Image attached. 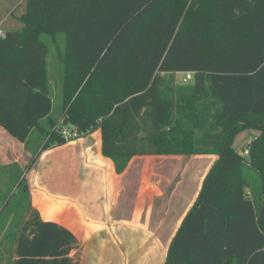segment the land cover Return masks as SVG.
<instances>
[{
    "label": "trees",
    "instance_id": "obj_1",
    "mask_svg": "<svg viewBox=\"0 0 264 264\" xmlns=\"http://www.w3.org/2000/svg\"><path fill=\"white\" fill-rule=\"evenodd\" d=\"M21 2L19 26L0 38V128L30 153L25 171L66 142L62 127L99 130L116 173L135 156L214 150L165 264H264V0ZM176 73L191 80L182 85ZM244 127L258 132L247 161L231 145Z\"/></svg>",
    "mask_w": 264,
    "mask_h": 264
},
{
    "label": "crops",
    "instance_id": "obj_2",
    "mask_svg": "<svg viewBox=\"0 0 264 264\" xmlns=\"http://www.w3.org/2000/svg\"><path fill=\"white\" fill-rule=\"evenodd\" d=\"M177 75L185 76L176 73L177 82ZM48 156L49 166L42 163ZM30 157L0 128V170H15L9 175L11 182L19 172L25 173L30 193V209L13 236L8 264H133L144 254L143 247L134 248V240L123 239L117 224L107 221V203L117 193L120 175L101 153L99 130L46 148L25 171ZM114 209L119 215L117 203Z\"/></svg>",
    "mask_w": 264,
    "mask_h": 264
},
{
    "label": "rangeland",
    "instance_id": "obj_3",
    "mask_svg": "<svg viewBox=\"0 0 264 264\" xmlns=\"http://www.w3.org/2000/svg\"><path fill=\"white\" fill-rule=\"evenodd\" d=\"M22 12L21 0H0L1 29L6 32L12 27H18L15 17ZM10 13L13 15L10 16ZM56 39L59 49L63 50L64 36L59 35ZM46 64L52 95L50 117L57 120L60 103L57 99L59 88L56 85L60 81L61 68L55 47L53 50L49 48ZM177 78L182 85H187L183 82L185 76L177 75ZM257 134L255 128L244 127L232 138L233 150L245 161L248 156H243V151ZM217 159L218 154L214 150L192 156L142 155L130 158L121 172L116 173L114 170L117 176L120 175V179L117 180L115 197L107 203V221H112V225L117 224L116 228L120 230L123 239H133L134 248H144V254L133 264H165L170 243L199 195L204 176ZM45 161L49 166L51 157L44 158L42 163ZM14 172L15 170H0V264L12 262L10 249L13 236L19 230L25 211L30 209L26 180L23 181L24 185H20L25 173L19 172L11 182L9 175ZM105 179L107 183L110 182L107 177ZM116 203L120 208L119 215H115ZM168 210L170 217L167 216ZM5 225L8 228L3 231Z\"/></svg>",
    "mask_w": 264,
    "mask_h": 264
},
{
    "label": "built area",
    "instance_id": "obj_4",
    "mask_svg": "<svg viewBox=\"0 0 264 264\" xmlns=\"http://www.w3.org/2000/svg\"><path fill=\"white\" fill-rule=\"evenodd\" d=\"M4 34H5V32L0 27V38H2L4 36ZM187 80H191V74H189V73L185 74V78H184L183 82L186 83ZM60 130H61L60 135L64 139V141H66V142L69 141L71 138L78 136L77 131L74 128L62 127ZM243 156H248L247 149L245 151H243Z\"/></svg>",
    "mask_w": 264,
    "mask_h": 264
},
{
    "label": "water",
    "instance_id": "obj_5",
    "mask_svg": "<svg viewBox=\"0 0 264 264\" xmlns=\"http://www.w3.org/2000/svg\"><path fill=\"white\" fill-rule=\"evenodd\" d=\"M224 264H228V262L224 263Z\"/></svg>",
    "mask_w": 264,
    "mask_h": 264
}]
</instances>
